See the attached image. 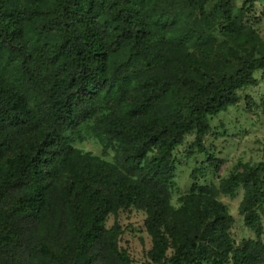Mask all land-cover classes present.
Here are the masks:
<instances>
[{"label":"trees","instance_id":"1","mask_svg":"<svg viewBox=\"0 0 264 264\" xmlns=\"http://www.w3.org/2000/svg\"><path fill=\"white\" fill-rule=\"evenodd\" d=\"M28 1L26 9L0 0V202L10 196L0 211V264L5 245L21 244L17 221L54 215L74 228L70 264H133L119 246L120 224L106 227L110 214L131 207L147 214V264H264V156L220 186L231 197L244 186L240 211L256 238L236 244L234 217L213 185L196 182L180 207L171 204L174 150L194 132L190 154L206 152L211 118L264 75V55L230 68L229 58L211 66L217 59L197 54L214 50L201 29L214 28L206 9L214 1L222 33L236 41L231 0H189L200 25L185 23L169 55L147 69L140 63L157 34L148 0ZM114 54L122 58L113 62ZM91 121L103 144L118 145L120 165L74 147ZM221 161L208 157L215 168Z\"/></svg>","mask_w":264,"mask_h":264},{"label":"rangeland","instance_id":"2","mask_svg":"<svg viewBox=\"0 0 264 264\" xmlns=\"http://www.w3.org/2000/svg\"><path fill=\"white\" fill-rule=\"evenodd\" d=\"M53 2L49 1L51 4ZM25 8H31L32 2L23 0ZM234 8V22L239 31L236 41L221 31V19L215 6L217 1L207 6V12L215 21L214 28L206 34L213 36L214 50L194 51L202 62L217 66L220 58H229L230 68L241 65L248 56L261 57L264 55V0H231ZM148 8L152 14L153 28L156 38L153 41L152 57L140 63V67L148 68V62L155 64L158 59L169 55V50L174 42L179 41L178 34L186 23L189 27L200 25L198 13L191 12L189 0H148ZM178 35V36H179ZM186 49V48H185ZM231 51H235L230 55ZM118 54L112 56V61ZM119 59L120 56H118ZM229 68V67H228ZM229 68V69H230ZM257 83L240 91L241 101L236 106L229 107L211 118V131L206 137V152L190 154V144L195 140V133L187 134L173 152L175 171L173 177L171 204L177 208L182 205V198L188 194L194 183L209 184L215 187L217 198L228 208L234 217L230 234L239 244L244 239L256 238L254 229L244 222L240 211V204L245 196L244 186L239 187L235 197L221 191V183L233 172L242 170L246 164H256L263 159L264 153V75L262 71L255 73ZM94 122L91 121L81 126L78 134L72 138L74 147L103 159L120 165L119 148L116 143L105 145L93 133ZM157 153L155 149L152 154ZM210 154L222 160L219 167L215 168L208 162ZM197 173L194 179L193 173ZM10 204L7 195L0 202V211ZM147 214L134 207L120 209L117 215L110 214L106 220V227L111 228L115 222L122 227L119 236V246L130 256L133 264H147L148 253L152 248V238L146 229ZM59 216L54 215L50 220L17 221L21 244L14 247L11 244L4 246L2 257L7 264H60V257L71 263L72 252L75 249V233L69 219L58 223ZM56 226L59 230L56 231ZM264 227V222H263ZM264 229V228H263ZM58 234V238L54 235ZM262 238L264 239V231ZM106 264H112L108 257Z\"/></svg>","mask_w":264,"mask_h":264}]
</instances>
